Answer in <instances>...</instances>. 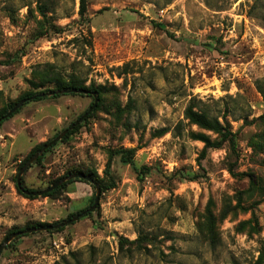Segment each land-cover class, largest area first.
I'll use <instances>...</instances> for the list:
<instances>
[{
	"label": "rangeland",
	"instance_id": "obj_1",
	"mask_svg": "<svg viewBox=\"0 0 264 264\" xmlns=\"http://www.w3.org/2000/svg\"><path fill=\"white\" fill-rule=\"evenodd\" d=\"M80 5L0 0V109L48 65L100 91V108L31 165L24 187L46 190L74 171L107 180L110 149H134L136 168L150 171L139 180L115 157L116 187L102 191L90 217L14 239L0 264H264V0H86L85 19ZM192 100L230 122L235 153L208 149L199 166L204 144L191 134L217 136L186 120ZM93 102L45 97L0 125V246L13 230L93 206L96 189L80 181L55 198L15 188L32 150ZM121 237L140 246L121 248Z\"/></svg>",
	"mask_w": 264,
	"mask_h": 264
},
{
	"label": "trees",
	"instance_id": "obj_2",
	"mask_svg": "<svg viewBox=\"0 0 264 264\" xmlns=\"http://www.w3.org/2000/svg\"><path fill=\"white\" fill-rule=\"evenodd\" d=\"M86 9H87L86 0H81V5H80V16H81V19H85V17H86ZM40 13L41 14L44 13L42 8H40ZM85 43L89 47L92 46L91 41L88 40V39L85 41ZM33 76L35 77V80H29V84L31 85L32 89L29 92L23 94L16 102L7 104L6 106L2 107L0 109V119L2 117H4L12 108H14L22 100H26L27 99L28 101L15 114H13L11 117H9L6 120H3L0 123V125H2L5 121H8L9 119L13 118L27 104H29L31 102H38V101H41V100L45 99V97H40V96L36 97L35 99H32V97L37 96L38 94H41V93L55 92V91H65V90H70V91H73V90H87V91H90V88H91V90H93V91H90V92L95 93L97 95V97H98V94L100 93V91L98 89H96L94 85H92V87H90V88H87L85 86V82L79 80L75 76H71L68 80L64 79L60 74H57V73L54 72V69H53V67L51 65L43 67L41 72H37V73L35 72L33 74ZM48 85L49 86L52 85V86H54V88H48L49 87ZM70 94L71 95H79V96H88V97L91 96V95L78 94V93H74V92H70ZM62 95H67V94H58V95L53 96V98H59ZM2 96H3V93H2V91H0V98ZM93 104H94V102H93ZM100 106H101V103H99V101H98V105H97L96 108L98 109V108H100ZM90 115H92V112L88 116H90ZM185 118H186V120L189 121L190 124L197 126L201 130L212 132L213 134H215L217 136V138L215 140H213V139H211L209 136H207L205 134H201V133L200 134H191L192 137L195 140H199V141H201L204 144V148H203L202 153H201V155H200V157L198 159L199 166H201V161L203 159H205V156H206V153H207L208 149H220L224 144H227L229 146L231 152H233V153L236 152L237 144H238L237 143V133L233 131L230 122H228V120L226 118H223V120L220 121L219 118L211 116L205 110L200 109L198 107V104H196L194 102V100H192L191 104L187 107V109L185 111ZM79 126L80 125H77L73 129H70L67 132V134L63 137V140L67 139V137L71 133H74L79 128ZM167 132H168L167 129H161V130H159V135H164ZM51 142L52 141L44 143V144L38 146L37 148H35L34 150H32V152H31L30 156L28 157V159H26V162L31 157H33L36 153L41 151L45 146H47ZM57 143L54 144L53 146L49 147L45 151V153L37 159V161L35 163L36 164H41L42 161L44 160L46 154L48 152H50V150L54 146H56ZM107 153H108V160H107L106 167H105V170H104V175H105V178L107 180H104V178H101L98 175L97 171H92L91 170V171H88V173L84 174V175L90 177L91 179H93L97 184H99L100 188H101V191H108V190L113 189V188L116 187V184H115V182H114V180L112 178V163H113V159L115 157H119L121 163H123V164L134 166L135 170H136V173H137V175L139 177V180H142L143 177L146 174H148V172L150 171V168L147 167V166H143L141 168H136L135 161H134V154H135L134 149H131V148L130 149H126V148L110 149V150L107 151ZM229 171L232 173L233 169L230 168ZM75 173H76V171L68 172L65 176H67L69 174H75ZM65 176H62V177L52 181V183L47 187V189L50 188L52 185L56 184L57 182H59L60 180H62ZM77 181L84 182V183L89 184V185H91L92 187L95 188V186L93 184H91V182H89L87 180H84V179H73V180H71L69 182H66L63 185L57 187L56 189L45 193L42 196L43 197H49V198H55L56 196L59 195V193L68 184H71V183L77 182ZM107 181H108V183H107ZM22 186L24 187L23 178H22ZM15 188H16V190H17V192L19 194L24 195L26 198L37 197V196H27V195H25L21 191V189L17 186V184H15ZM24 189L28 190L25 187H24ZM29 191L33 192L32 190H29ZM95 197H96V194H95ZM94 201H95V198L93 199V202ZM93 202H92V204H93ZM240 202L241 201L239 200V205H240ZM88 209L89 208H85V209L81 210L80 212H77L75 214L70 215L68 217V220H70L73 217L78 216V215H80L81 213H84V212H86V214L83 217H81L79 220H81L82 218H85V217H90L93 214L94 211L93 212H88L87 211ZM62 222L63 221H60V222L55 223V224L38 223V224H36L34 226H27V227H25L23 234L21 236L17 237V238L19 239V238H22V237H29V236L34 235L37 232H41V231H45L46 233H51V232H55V231L56 232L62 231V230H64V228L66 226L65 227L56 228V226L58 224L62 223ZM14 231L15 230L10 232L9 236H11L12 234L16 233ZM140 242H141L140 239H137V240L132 241V242H130L127 239L122 238V237L119 239V244H120L121 248H123L124 244L125 245H127V244H129V245H139Z\"/></svg>",
	"mask_w": 264,
	"mask_h": 264
},
{
	"label": "water",
	"instance_id": "obj_3",
	"mask_svg": "<svg viewBox=\"0 0 264 264\" xmlns=\"http://www.w3.org/2000/svg\"><path fill=\"white\" fill-rule=\"evenodd\" d=\"M70 92L93 96V98H94V104H93V106L90 108V110L86 114H84L79 120H77L68 130H66V131L62 132L60 135H58L51 143H49L47 146H45L41 151H39L38 153H36L33 157H31L26 162V164L22 167V169L19 171V173L17 175L16 184L21 189V191L25 195H27V196H42L45 193L50 192V191L56 189L57 187L63 185L64 183L69 182V181H71L73 179H84V180H87V181L91 182V184H93L95 186V188H96V197H95L94 204H93L92 207H90L87 210L88 212H93L94 210H96V208L98 207V205L100 203V198H101V195H102V191H101V188H100V185L99 184H97L93 179H91L90 177H88V176H86V175H84L82 173L69 174V175L65 176L62 180H60L59 182H57L56 184L52 185L50 188H48L46 190H42V191L31 192L29 190L24 189V187L22 186V177L25 174V172L30 168V166L32 164H34L37 161V159L40 156H42L49 147L53 146L54 144H56L57 142H59L60 140H62L63 137L67 134V132L70 129H73L75 126L79 125L85 118H87V116L97 107L98 101H99L98 100V97H97V95L95 93L90 92V91H87V90H73V91L65 90V91L47 92V93H41V94H38L37 96L32 97V99H35L36 97H39V96L40 97H51V96H55V95H58V94H69ZM27 101H28L27 99L26 100H22L19 104H17L14 108H12L4 117H2L0 119V123L3 120L8 119L13 114H15ZM85 214H86V212L81 213L80 215L75 216V217H73L70 220H67L65 222H62V223L58 224L56 226V228H58V227H65V226H67L69 224H73L76 221H78L81 217H83ZM22 234H23V232L14 233L10 237H8L4 241V243L0 246V255H1L2 251L5 248H7V246L14 239H16L17 237L21 236Z\"/></svg>",
	"mask_w": 264,
	"mask_h": 264
},
{
	"label": "crops",
	"instance_id": "obj_4",
	"mask_svg": "<svg viewBox=\"0 0 264 264\" xmlns=\"http://www.w3.org/2000/svg\"><path fill=\"white\" fill-rule=\"evenodd\" d=\"M6 134H7V133H6ZM0 136H1L0 138H2V137H3V134H0ZM1 145H3V144H1Z\"/></svg>",
	"mask_w": 264,
	"mask_h": 264
}]
</instances>
